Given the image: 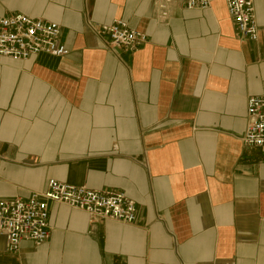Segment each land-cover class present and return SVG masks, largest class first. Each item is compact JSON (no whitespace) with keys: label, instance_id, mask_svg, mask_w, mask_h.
<instances>
[{"label":"crops","instance_id":"0c3cea01","mask_svg":"<svg viewBox=\"0 0 264 264\" xmlns=\"http://www.w3.org/2000/svg\"><path fill=\"white\" fill-rule=\"evenodd\" d=\"M0 0V18L55 23L62 58H0V199L48 180L125 194L131 225L48 204L49 238L0 264H264V149L242 146L246 100L264 96V0L257 41L222 2ZM127 22L137 52H111L91 29Z\"/></svg>","mask_w":264,"mask_h":264},{"label":"built area","instance_id":"2783aa9c","mask_svg":"<svg viewBox=\"0 0 264 264\" xmlns=\"http://www.w3.org/2000/svg\"><path fill=\"white\" fill-rule=\"evenodd\" d=\"M174 2L188 11L208 10L213 2H222L239 39L257 41L254 0H157L155 9L160 20L167 19L168 6ZM91 29L108 39L107 48L111 52L133 54L147 43L145 34L129 28L127 22L120 19L110 25L91 26ZM59 36L60 28L55 23L20 14L2 17L0 58L11 61H26L39 55L62 58L67 50ZM240 141L244 147L264 149V96L246 100V126ZM49 203L85 214L89 223L105 220L131 225L136 218L135 202L123 193L94 191L51 179L43 192L31 193L26 199H0V237L4 238L8 253H16L23 241L40 246L48 240Z\"/></svg>","mask_w":264,"mask_h":264}]
</instances>
